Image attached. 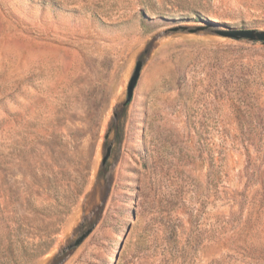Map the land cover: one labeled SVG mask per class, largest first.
Listing matches in <instances>:
<instances>
[{
    "label": "rangeland",
    "instance_id": "rangeland-1",
    "mask_svg": "<svg viewBox=\"0 0 264 264\" xmlns=\"http://www.w3.org/2000/svg\"><path fill=\"white\" fill-rule=\"evenodd\" d=\"M235 29L264 0H0V264H264V42Z\"/></svg>",
    "mask_w": 264,
    "mask_h": 264
},
{
    "label": "water",
    "instance_id": "water-1",
    "mask_svg": "<svg viewBox=\"0 0 264 264\" xmlns=\"http://www.w3.org/2000/svg\"><path fill=\"white\" fill-rule=\"evenodd\" d=\"M221 35L225 37H229L232 39L242 40L246 39L249 41H261L264 42V31H257L253 29H235L230 31L221 32ZM142 64L138 63L135 72L128 84L127 87V99L126 102H130L132 100L135 87L139 80L141 74ZM111 148H108L107 154L104 156L102 163L105 164L110 156Z\"/></svg>",
    "mask_w": 264,
    "mask_h": 264
}]
</instances>
